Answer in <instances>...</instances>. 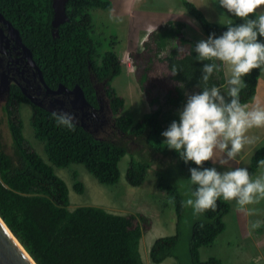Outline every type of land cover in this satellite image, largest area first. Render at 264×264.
I'll return each mask as SVG.
<instances>
[{"label":"trees","instance_id":"obj_1","mask_svg":"<svg viewBox=\"0 0 264 264\" xmlns=\"http://www.w3.org/2000/svg\"><path fill=\"white\" fill-rule=\"evenodd\" d=\"M180 2L201 35L183 37L185 23L181 21H169L155 33L157 49L176 40L186 46V51L178 54L173 45L164 57L171 79L177 83L174 93L168 92L164 104L134 121L123 113L124 97L112 86L114 78L122 73L123 64L113 50H102L94 34L92 10L111 9V0H69V22L58 27L57 36L52 34L53 0H0V10L25 37L51 87L62 84L73 89L80 85L86 98L97 106L94 84L107 80L106 92L120 135L96 139L80 125L74 124V131L58 126L53 112L33 105L30 122L35 139L43 144L44 158L24 136L21 110L10 105L4 108L12 152L6 151L0 137V216L36 264H142L138 242L144 233L143 224H149V221L139 215L142 222H134L137 218L134 214H116L93 205L71 211L68 185L55 168L69 169L71 165L81 164L99 183L113 185L120 181L118 164L127 153L126 181L130 186H138L144 182L150 164H154L153 156L167 159V164L176 163L178 168L188 172L190 168L198 167L193 162L185 163L178 152L167 148L160 136L172 121H179L178 111L185 101L184 89L203 91L201 77L205 63L220 65L207 86L220 88L225 84L221 62L198 60L196 44L207 40L212 33L219 37L228 26L244 21L225 9L230 21L220 25L208 20L192 2ZM258 40L264 42V37H258ZM260 74V69H254L243 78L247 86L240 92L241 104L254 99ZM225 99L230 101L227 94ZM23 100L27 101L26 98ZM151 101L156 103L158 99ZM126 141L139 144L136 154L129 152ZM260 159H264V144L257 146L249 156L250 174L259 169L257 162ZM204 167L213 166L207 161ZM72 178L74 191L84 193L85 184L79 179V173L74 172ZM159 188L166 191L169 200L174 198L175 203L171 205L179 223L185 212L180 191L171 184H159ZM194 189L191 185V190ZM229 211V202L220 198L215 211H206L192 224L188 246L192 264H221L215 257L200 260L198 248L210 245L224 230L223 218ZM177 241L178 233L156 238L148 250L149 260L157 264L167 257L175 259Z\"/></svg>","mask_w":264,"mask_h":264},{"label":"rangeland","instance_id":"obj_2","mask_svg":"<svg viewBox=\"0 0 264 264\" xmlns=\"http://www.w3.org/2000/svg\"><path fill=\"white\" fill-rule=\"evenodd\" d=\"M111 9L94 8V34L101 43L102 50H113L123 64L122 73L115 77L112 86L117 93L124 97L125 107L123 113L132 120L137 121L143 115L153 112L158 105L164 104L165 95L174 93L177 83L171 79V71L167 66L165 55L173 45L176 46L178 54L186 51V46L176 40L168 41L165 47L157 49L155 46V33L169 21H186L183 29V37L200 36L201 32L197 24L186 15L180 0H111ZM195 4L208 20L220 25L230 21L224 8L218 0H188ZM264 12V7L257 11ZM188 23V24H187ZM195 34V35H193ZM225 84L220 87L225 95L229 85L227 80L229 72L227 66L223 65ZM128 73V74H127ZM262 75V74H260ZM196 89H184L185 101L189 95L196 94ZM152 98L158 102L153 103ZM254 100V99H253ZM252 100V101H253ZM251 101V102H252ZM250 103V102H249ZM247 104V103H246ZM245 105V104H244ZM166 109V106H164ZM249 109L250 106H247ZM178 111V113H179ZM32 109L27 106L22 111L25 124L24 136L42 157L45 158L42 142L35 139L34 129L30 122ZM107 130H99L94 133L97 137H119V132L107 133ZM0 137L6 151L12 152L11 137L7 123V115L0 107ZM160 139L165 141L164 136ZM130 153L140 149L139 144L126 141ZM264 144V137L254 139L247 152H241L237 157L238 168H247L249 171V149ZM230 147V145H229ZM245 150V148L243 149ZM146 154V152H145ZM226 154L217 151L214 166L219 172L235 169L233 161L228 165H221L219 159ZM236 157V158H237ZM154 164L146 171L145 180L141 185L130 186L126 181V167L129 156L126 155L119 162L121 171L120 181L113 185L99 183L81 164L71 165L69 169L55 168V171L67 183L69 188L71 211L80 206H100L107 211L129 215L134 214L137 218L134 222H142L139 215L145 217L149 224H143L144 233L138 242V252L142 264H154L149 260L148 250L152 242L162 236H172L178 233L179 241L174 249L175 259L165 258L157 264H192L188 257V246L191 242V226L200 218L192 215L191 208H185V212L177 222L176 214L165 190L159 188V184H171L178 188L183 199H187L185 192L191 191V173L178 168L173 162L167 164L165 158L153 156ZM150 160V158H149ZM159 165V166H158ZM172 165V166H171ZM174 165V166H173ZM259 168L253 174V178L261 173ZM79 173V179L85 184L84 193H76L73 189V173ZM176 180H175V179ZM231 210L223 218L224 230L218 234L210 245L198 248L200 260L215 257L221 264H264V200L259 203L247 205L246 220L242 217V211L238 210L235 201H228ZM252 214H249V213ZM261 221L259 228L250 230L253 221ZM261 233V234H259ZM244 234V235H243ZM242 235V236H241Z\"/></svg>","mask_w":264,"mask_h":264},{"label":"clouds","instance_id":"obj_3","mask_svg":"<svg viewBox=\"0 0 264 264\" xmlns=\"http://www.w3.org/2000/svg\"><path fill=\"white\" fill-rule=\"evenodd\" d=\"M218 3L244 22L228 26L219 37L212 33L207 40L196 44L195 52L200 61H220L227 66L229 87L224 91L230 101H226L220 88L207 86L220 65L205 63L201 77L203 91L189 95L178 113L179 121H172L162 132L168 149L178 152L185 163L193 162L198 166L190 168V183L195 189L185 192L187 199L181 202L182 207L193 210L195 217L208 210L215 211L220 198L235 201L240 211L264 200V159L257 162L262 171L255 178L243 167L223 173L215 167H204L207 161L216 163L217 151L226 154V158L224 155L219 159L222 166L236 160L246 144L254 143L246 135L248 130L264 127V109L248 110L247 105L240 102V92L247 86L243 78L254 69L264 72V42L258 40V37H264V12L256 15L264 7V0H218ZM175 73L173 69L172 74ZM53 115L58 126L75 130L76 117L73 114ZM169 203L174 204V198ZM260 225L261 221H253L250 230Z\"/></svg>","mask_w":264,"mask_h":264},{"label":"flooded vegetation","instance_id":"obj_4","mask_svg":"<svg viewBox=\"0 0 264 264\" xmlns=\"http://www.w3.org/2000/svg\"><path fill=\"white\" fill-rule=\"evenodd\" d=\"M0 14H2L0 17V107L4 109L10 105V107L14 106L22 112L25 107L30 106L32 109V106L35 105L46 111L51 109L53 113L67 112L73 114L71 108L73 96L69 92L74 88L65 87L67 91L57 92L61 84L57 87H51L46 82L44 69L36 60L37 58H34V53L28 46L25 37L1 10ZM52 29L54 31V28ZM106 83L107 80L96 81L94 84L99 95L97 106L87 99L94 108L99 109L102 105L94 118L86 116L82 112L77 116L75 115L76 121L74 123L85 124L93 133H97L99 130H107L106 128H112L107 132L108 134L117 131L110 98L106 92ZM23 98H26L27 101H24ZM99 119H104L106 124L99 126Z\"/></svg>","mask_w":264,"mask_h":264},{"label":"water","instance_id":"obj_5","mask_svg":"<svg viewBox=\"0 0 264 264\" xmlns=\"http://www.w3.org/2000/svg\"><path fill=\"white\" fill-rule=\"evenodd\" d=\"M69 3V0H53L54 8V19L52 21V28H54L53 36L57 33V28L60 24L66 23L69 19L66 12V6ZM2 17V14H0ZM65 91L66 88L59 86L57 92ZM67 91V90H66ZM69 93L73 96V101L71 102V108L74 112V116L79 115L81 112L86 116H91L94 118V115L97 114V111L102 108V105L99 109L94 108L91 103L87 100L85 93L80 85H76L72 91ZM99 100V95L97 93ZM48 111L53 112L51 109ZM56 114H60L55 112ZM106 121L104 119H99V126H103ZM75 125H80L86 131L98 138L92 130L87 128L85 124L74 123ZM17 237L13 234L10 228L7 226L5 221L0 216V264H36L32 257L24 250V248L19 246L16 242ZM19 243V242H18ZM20 244V243H19ZM21 245V244H20Z\"/></svg>","mask_w":264,"mask_h":264},{"label":"crops","instance_id":"obj_6","mask_svg":"<svg viewBox=\"0 0 264 264\" xmlns=\"http://www.w3.org/2000/svg\"><path fill=\"white\" fill-rule=\"evenodd\" d=\"M258 15H259V13H258ZM184 22H186V21H184ZM185 25H186V23H185ZM261 74L262 75H260L259 80H258L257 90H256V95L254 97V100L252 102H250V103L245 104L247 106H250V108L248 110H252V109L257 108V107H259L261 109H264V72H261ZM246 135H247V137H249L252 140H254L256 138H259V137H264V127H262V128H251V129L248 130V132L246 133ZM249 145L250 144H246L244 146L245 150H243L244 149L243 148L241 152L246 153L247 152L246 149H248ZM255 148L256 147L253 146V147H251L249 149V151H251V153H252V151ZM240 157L241 156L237 157L236 160L233 161L235 168H238V159H240ZM209 162H210V164H212L214 166V163L212 161H209ZM224 171H226V170H224ZM230 210H231V207H230ZM242 217L246 220V218H247L246 208H245L244 211H242ZM259 234H261V233H259Z\"/></svg>","mask_w":264,"mask_h":264},{"label":"bare ground","instance_id":"obj_7","mask_svg":"<svg viewBox=\"0 0 264 264\" xmlns=\"http://www.w3.org/2000/svg\"><path fill=\"white\" fill-rule=\"evenodd\" d=\"M17 241H18V240H16V242H17ZM18 242H19V241H18ZM18 242H17V244L21 247L22 245H20V244H19L20 242H19V243H18ZM22 247H23V246H22ZM24 250H25V249H24ZM25 251H26V250H25Z\"/></svg>","mask_w":264,"mask_h":264}]
</instances>
